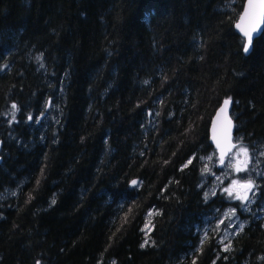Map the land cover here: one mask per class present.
Instances as JSON below:
<instances>
[{
  "label": "trees",
  "instance_id": "16d2710c",
  "mask_svg": "<svg viewBox=\"0 0 264 264\" xmlns=\"http://www.w3.org/2000/svg\"><path fill=\"white\" fill-rule=\"evenodd\" d=\"M245 1L0 0V264H264L256 210L227 251L198 229L238 207L205 189L225 99L264 166V33L246 54Z\"/></svg>",
  "mask_w": 264,
  "mask_h": 264
},
{
  "label": "rangeland",
  "instance_id": "374dc122",
  "mask_svg": "<svg viewBox=\"0 0 264 264\" xmlns=\"http://www.w3.org/2000/svg\"><path fill=\"white\" fill-rule=\"evenodd\" d=\"M241 147L247 148V155L239 151ZM262 155L261 150L250 149L235 140L234 150L224 163H221L217 151L203 160L207 175L205 186L207 197L220 193L226 200L237 202L238 205V207L227 205L215 209L207 215L204 224L198 226L199 231L202 232L211 228L219 232L223 247L227 246L229 240L247 224L248 219L243 216V213L252 214L256 210L258 214L264 215V199L260 197L258 188V179L264 172ZM238 167L241 168L240 171H237ZM234 181L236 183H233ZM248 181L252 182V187L243 190L240 185ZM225 189L228 191L226 192ZM259 202L261 206L258 205L257 208L256 205ZM232 209L235 210L234 215L231 214ZM225 213H229V216L226 217ZM151 216L152 212L148 215L147 225L151 221ZM221 221L223 223H220Z\"/></svg>",
  "mask_w": 264,
  "mask_h": 264
},
{
  "label": "water",
  "instance_id": "95a60500",
  "mask_svg": "<svg viewBox=\"0 0 264 264\" xmlns=\"http://www.w3.org/2000/svg\"><path fill=\"white\" fill-rule=\"evenodd\" d=\"M247 5H248V0L245 1L243 11L237 23L235 24L236 31L238 32L239 35H241L245 39V42H246V37L244 36V33L241 31V29L237 27V25L240 24L242 27L247 29L254 22V20L248 18H246L244 21H241V16L245 12ZM263 33H264V21H261L258 25L257 31L253 33V41L250 51L246 54L251 53V51L253 50V45L255 40L258 39L260 36H262ZM224 101L216 110L215 115L212 118L211 127H210V140L215 150L217 151L221 163H224L226 159L232 154V151L234 150L233 146H235L236 123L232 115L234 101L230 99L231 102L226 107L225 111L222 112L220 111V109L222 107H225ZM1 148H2V144L0 143V152H1ZM1 162H2V157L0 155V164ZM246 189L248 188H243V190Z\"/></svg>",
  "mask_w": 264,
  "mask_h": 264
},
{
  "label": "snow or ice",
  "instance_id": "6c2138e0",
  "mask_svg": "<svg viewBox=\"0 0 264 264\" xmlns=\"http://www.w3.org/2000/svg\"><path fill=\"white\" fill-rule=\"evenodd\" d=\"M246 18L248 19H252L254 20V22L251 24V26L249 28H244L242 27L240 24L237 25L238 28L241 29V31L244 33V36L246 37V42L243 45V51L245 53H248L250 51L251 45H252V41H253V33H255L257 31L258 25L261 21H264V0H248V5L246 7L245 12L243 13V15L241 16V21H244ZM230 98L226 99L224 101V106L220 109V111H225L226 107L229 105L230 103ZM16 105L13 104L12 108L16 109ZM29 119H31V117H29ZM235 147V146H233ZM239 151L241 153H244L245 155H247L248 150L247 148L241 147L239 149ZM188 163H191V161H189ZM241 168H237V171H240ZM137 181H132L133 185H136ZM233 183H236L235 181ZM240 187L242 188H250L252 187V182L248 181L245 184L240 185ZM225 191L227 192L228 189H225ZM231 195V193H229ZM207 196V194H206ZM237 198H241V197H237ZM243 199H247V197H243ZM52 203L54 204L55 201L53 200ZM231 214L234 215L235 214V210L232 209L230 210ZM149 215H151V213H149ZM225 216H229V213H225ZM220 223H223V221H221ZM145 243H147V241H145ZM143 247V245H142ZM228 250V246H225V251ZM39 264V262H38ZM193 264H195V261H193Z\"/></svg>",
  "mask_w": 264,
  "mask_h": 264
},
{
  "label": "bare ground",
  "instance_id": "6f19581e",
  "mask_svg": "<svg viewBox=\"0 0 264 264\" xmlns=\"http://www.w3.org/2000/svg\"><path fill=\"white\" fill-rule=\"evenodd\" d=\"M234 106V105H233Z\"/></svg>",
  "mask_w": 264,
  "mask_h": 264
}]
</instances>
